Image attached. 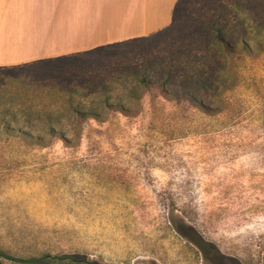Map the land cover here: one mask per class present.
<instances>
[{"label": "rangeland", "instance_id": "rangeland-1", "mask_svg": "<svg viewBox=\"0 0 264 264\" xmlns=\"http://www.w3.org/2000/svg\"><path fill=\"white\" fill-rule=\"evenodd\" d=\"M183 7L149 43L0 70L5 102L21 123L30 111L42 141L0 135V264H264V0ZM208 19L251 54H229L203 29ZM171 56L184 65L172 84L137 88L130 100L136 84L117 70L146 68L158 81ZM201 74L197 106L180 85ZM99 84L115 88L127 117L70 113V103L97 108ZM48 115L61 117L57 136L43 133Z\"/></svg>", "mask_w": 264, "mask_h": 264}, {"label": "crops", "instance_id": "crops-1", "mask_svg": "<svg viewBox=\"0 0 264 264\" xmlns=\"http://www.w3.org/2000/svg\"><path fill=\"white\" fill-rule=\"evenodd\" d=\"M179 0H0V70L85 54L169 28Z\"/></svg>", "mask_w": 264, "mask_h": 264}, {"label": "trees", "instance_id": "trees-1", "mask_svg": "<svg viewBox=\"0 0 264 264\" xmlns=\"http://www.w3.org/2000/svg\"><path fill=\"white\" fill-rule=\"evenodd\" d=\"M192 1L193 0H179L174 9L173 21H172L171 26L163 31L155 33L152 36L139 39V40L117 44V45H112V46L101 48V49H97V50H94L92 52H88L85 54L64 57V58H60L54 61L41 62L38 64L29 65V66L22 67V68L10 69V70L15 71V70H21V69H29V68H32L34 66H39V65L41 66L44 65V67L50 66L49 64L59 65V63L62 61L73 62V61H76L75 59L80 60L86 57V55H91L97 51L110 50V49L117 48L123 45L140 44V43H145V42L149 43L153 41L155 38L166 33L168 30H171L174 24L176 23L178 16H180L181 9L185 7V6L183 7V5L188 4L189 2H192ZM203 29L209 30L208 32H214L216 41L221 46H223L229 54L237 55L238 53V54H243L244 56L251 54V50H250L251 46H249L246 41H241V47L235 48L234 46L231 45L232 40L230 41L225 38L224 34H226V29L225 28L220 29L218 27H213V24L211 23L210 19L204 22ZM263 30H264V27H263ZM214 44L218 45L216 43ZM211 45L212 44H207L206 47L204 46L205 51L207 53L210 52ZM164 62H169V65H168L169 70L165 73L159 74L161 75V79H158V81L156 79L157 74L150 73L149 70L146 68L144 70L133 69L132 71H129V72H125L120 69L117 70V74L119 73L121 76L122 75L124 76V78L122 79L124 83L130 81L136 84L134 89H131L130 91H128L127 96L128 98H130V100L133 101L137 98L136 96L137 88L142 87L143 89L147 91L152 87V85H155L156 83L166 88V86L172 84V82L177 78L178 73L184 69V65L182 64L180 57H175V56L168 57L166 60L162 61L161 63L162 69L164 68L163 67ZM201 63L204 64L205 62L201 61ZM222 68L223 67L221 65H219L218 63H215L213 68H211V71H212L211 74L212 75L215 74L217 77L219 76L220 78ZM196 69H198V67ZM219 78L218 79L216 78L215 80H219ZM207 80L209 79H204V76L202 74L198 75L196 78L188 75L187 79L184 80V83L180 85V88L182 90L181 95L190 99L193 104L197 106H201L200 104V99H202L201 93L203 89L205 90L204 82H207ZM158 82H160V84ZM114 83L117 84V81H114L111 87L114 86ZM219 85H221L220 82L218 86ZM111 87H108V86L105 87V85L100 86V84L98 85V91H101L100 94L103 95L104 97L102 101L96 103V105L98 106L97 108L92 105L91 108L86 110L84 109V107L82 106L80 102L78 103L77 107H73L70 103L68 105L70 113L76 116L78 120L80 121L81 120L83 121L93 120V121L99 122L101 118L104 117V115H109V114L111 115L114 113L127 117L128 116L127 114L129 111L128 109L125 108V106L121 105L120 103H118L117 105L112 103L113 99H112L111 93H112V90H114L115 88H111ZM93 92H97V91H93ZM5 96H6L5 93L0 92V125H1L0 135L4 133L8 136H19L23 138L24 140H28L27 141L29 142L28 144L42 145V141L40 137L38 138L33 137V134L36 132V130L34 128L35 126L32 125V122H31L33 120L32 119L33 116L31 115L30 111H28L27 113L25 112L21 113L24 115V117L22 118L23 122L21 123L20 121L21 119L18 118V114L15 112L13 113L10 110L11 107L9 106V104L12 105V103H10V101L5 102V99H4ZM99 107L101 109H98ZM54 118L58 121L60 120L61 117L57 116ZM55 119H53L52 115H48L46 117V121L48 122V127L45 128L46 130L44 131L42 130L43 133L50 135V136H57V133L55 132L54 124L52 123V121ZM63 260L67 262L69 261V264H92L90 262L82 261L76 257H64ZM35 261L36 260H30L27 262H35Z\"/></svg>", "mask_w": 264, "mask_h": 264}]
</instances>
